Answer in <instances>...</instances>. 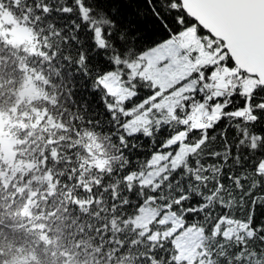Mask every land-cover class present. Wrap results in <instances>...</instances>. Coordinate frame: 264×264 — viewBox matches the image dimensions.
Wrapping results in <instances>:
<instances>
[{"label":"snow or ice","instance_id":"snow-or-ice-1","mask_svg":"<svg viewBox=\"0 0 264 264\" xmlns=\"http://www.w3.org/2000/svg\"><path fill=\"white\" fill-rule=\"evenodd\" d=\"M0 264H264V0H0Z\"/></svg>","mask_w":264,"mask_h":264}]
</instances>
